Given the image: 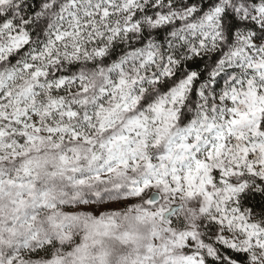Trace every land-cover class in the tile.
Returning a JSON list of instances; mask_svg holds the SVG:
<instances>
[{"label": "snow or ice", "instance_id": "obj_1", "mask_svg": "<svg viewBox=\"0 0 264 264\" xmlns=\"http://www.w3.org/2000/svg\"><path fill=\"white\" fill-rule=\"evenodd\" d=\"M0 264H264V0H0Z\"/></svg>", "mask_w": 264, "mask_h": 264}]
</instances>
